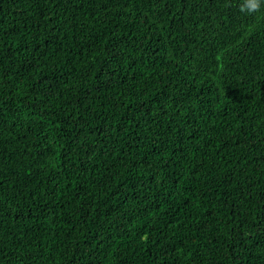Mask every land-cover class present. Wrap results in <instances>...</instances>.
I'll list each match as a JSON object with an SVG mask.
<instances>
[{
    "label": "trees",
    "instance_id": "16d2710c",
    "mask_svg": "<svg viewBox=\"0 0 264 264\" xmlns=\"http://www.w3.org/2000/svg\"><path fill=\"white\" fill-rule=\"evenodd\" d=\"M0 0V264H264V10Z\"/></svg>",
    "mask_w": 264,
    "mask_h": 264
},
{
    "label": "clouds",
    "instance_id": "9594fccd",
    "mask_svg": "<svg viewBox=\"0 0 264 264\" xmlns=\"http://www.w3.org/2000/svg\"><path fill=\"white\" fill-rule=\"evenodd\" d=\"M241 12L246 15H253L264 10V0H243Z\"/></svg>",
    "mask_w": 264,
    "mask_h": 264
}]
</instances>
